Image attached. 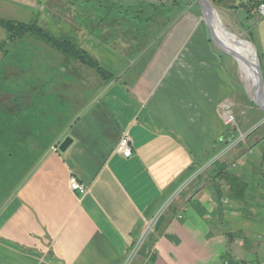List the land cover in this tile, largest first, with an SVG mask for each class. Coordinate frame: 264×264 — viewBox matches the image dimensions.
<instances>
[{
  "label": "crops",
  "instance_id": "1",
  "mask_svg": "<svg viewBox=\"0 0 264 264\" xmlns=\"http://www.w3.org/2000/svg\"><path fill=\"white\" fill-rule=\"evenodd\" d=\"M85 1L125 6L130 12L112 13L127 20L115 18L117 28L141 20L144 29L151 23L158 27L149 36L134 34L126 40L131 50L133 38V46L139 47L129 68L115 71L106 83L94 77L93 84L85 85L91 99L82 100L85 106L66 128L65 138L73 139L70 148L54 151L63 140L56 145L53 141L27 163L28 173L0 204V264H242L237 256L245 219H215L216 212L225 213V198L217 187L220 179L206 176L214 153L220 152L216 146H222L227 135L218 107L228 104L232 88L238 86L227 65L232 54L213 36L199 0ZM256 1L227 3L229 15L234 4L255 15L248 26L249 42L261 55L259 75L261 71L264 82V19L253 9ZM62 2L69 11L61 23L76 28L85 23L103 31V22L81 19L72 1ZM207 2L215 22L216 7ZM238 22L224 21L226 26L219 27L245 33L243 22ZM4 33L0 64L6 57ZM92 37L97 39L91 31L87 40ZM38 72L30 74L36 79ZM50 79L31 83V93L19 91L30 98V107L43 110L38 114L27 115L23 106L28 104L20 96L0 99V162L8 170L0 173V185L23 165L22 153L31 152L36 123L29 121L56 125ZM60 80V88L65 87ZM45 97L48 110L40 107ZM123 135L132 141L131 158L115 153ZM72 177L86 187L85 194L72 190ZM160 211L165 215L141 244L146 223ZM228 233L238 235L231 247L234 255H227Z\"/></svg>",
  "mask_w": 264,
  "mask_h": 264
},
{
  "label": "rangeland",
  "instance_id": "2",
  "mask_svg": "<svg viewBox=\"0 0 264 264\" xmlns=\"http://www.w3.org/2000/svg\"><path fill=\"white\" fill-rule=\"evenodd\" d=\"M70 1L75 4L77 15L81 19L88 20L91 18L103 22V31H95L93 27L85 23L79 26L80 28L61 23L69 11V9L66 11L62 8V0H0V23L2 22L10 30L11 36L15 35L14 39H10V35L6 33L7 38L2 41L3 44L1 43L6 57L1 60L0 64V99L6 102L11 98V95L12 98L20 96L28 104L23 106L27 115L43 112L37 106L30 107L28 103L30 98L26 99L24 94L19 91L31 93V83L36 81L38 84L47 82L48 77H52L49 81L54 84V99L56 98V108L52 112L54 115L51 116L56 118L54 128L47 127L45 124L40 126L39 122L29 121L32 124L36 123V132L32 140L29 141L31 152H23V165H20L15 172L13 170L12 173L9 172L7 176H4L0 185V204L28 173L27 163H33L53 141L56 145L65 139L67 126L72 124L73 118L85 106L84 103H81L82 100L86 99L85 101L89 102L91 99V90L85 85L87 83L93 84L94 77L101 78L99 72L96 71L98 67L95 68V65H91L92 60L112 74L126 67L129 68L132 59L134 61L137 58L139 47L133 46L136 44L134 38L129 39V44L133 47L131 50L126 45V40L130 35L134 37V34L137 36L143 34L142 37L149 36L155 33V29L158 27V25L151 23L144 29V22L142 24L141 20L139 22L134 21L133 23H137H132L131 26L118 25L117 28L115 18L127 21L122 16L117 15V13L124 15L129 11L127 8L125 9V6L114 5L111 8L110 4L101 2L95 4L94 1ZM229 3L216 8L218 13L214 18L216 25L223 28L226 26L224 21L239 25L240 19L243 22L242 31L246 30V32L235 35L243 39L248 48L254 50L250 45L249 31L251 28L248 26L252 25V19H255L252 17L255 15L246 12L244 9L239 11L235 4L231 8L234 10L230 11L231 14L229 15ZM262 4H264V0H260V6L256 13L264 19L259 10ZM146 6L148 5H144V9ZM72 10L71 12H73ZM114 12H117L115 13L116 16L112 14ZM7 21L10 23L6 25L5 22ZM3 25L0 26L5 30ZM2 28L0 27V40L4 38L6 31H3ZM91 31L97 35L96 40L95 37H92V40H87V34ZM19 36H23L22 39H18ZM84 54L87 56L89 54L92 58L88 65L85 63ZM233 57V55L232 58L230 57L227 65L230 67L232 82L238 86L232 88L230 98L226 100L228 104L223 106L220 103L218 107V112L220 115L222 114L221 117L224 120V130L227 135L224 143L221 142L222 146L221 144L216 146L215 150L220 152L214 153L213 162H209L212 167L209 166L206 169L208 171L206 176H216L217 179H220L217 187L223 192L225 198V219L229 218L231 221L234 215L245 216L243 222L245 231L240 234L242 237H239L241 244L237 256L240 258L238 262L243 261L242 264H264V108L255 100L251 79L241 70L239 63ZM258 57V60L260 59L262 62L260 54ZM53 68L57 73H54ZM31 71H39L36 79L30 74ZM260 75L258 72V78L264 89V82ZM60 79L64 80L65 87L60 88ZM21 86L24 89H21ZM3 92L9 93L2 95ZM40 92L43 93L42 90ZM61 94L66 97L65 102H62ZM230 105L232 107L228 109L227 107ZM41 107L48 110L46 97L45 105H41ZM8 111H13V109ZM226 114L232 118L230 123H226ZM4 115L1 114L2 117H5ZM60 116L62 119L57 120ZM9 164L12 165L13 163ZM2 171L8 172L4 162H0V173ZM244 191L246 196L239 198L238 195H243ZM165 211H163L162 216L165 215ZM224 217L222 214L215 213L217 221H225ZM149 232L148 230L144 235L141 244L146 242L144 240L150 236L148 235ZM233 241L232 238L231 243ZM232 257L237 260L236 257ZM127 264H129V260Z\"/></svg>",
  "mask_w": 264,
  "mask_h": 264
},
{
  "label": "bare ground",
  "instance_id": "3",
  "mask_svg": "<svg viewBox=\"0 0 264 264\" xmlns=\"http://www.w3.org/2000/svg\"><path fill=\"white\" fill-rule=\"evenodd\" d=\"M213 24L219 28V26L216 25L215 22ZM214 35H215L217 41H219L222 45H224V48H227L229 51H234L237 54L236 58H237V62L240 65L241 70L245 74H247L248 77L251 79L252 88H253L254 93H255V95H254L255 100H256V102H258L264 108V104H263L262 100L260 98H258V96L256 95V90H255V87H254V84L256 82L255 77L257 76V78H258V73L255 75L254 67H253L254 64L256 63V57L254 58L251 55H248L249 52H252V51H249V50H252V49L247 47V45L245 44L243 39L238 38L242 42V44H240L238 42V39L236 38V36H225L224 34L220 33L217 30H214ZM254 53L256 54L255 51H254ZM257 55L258 54H256V56ZM257 60H258V58H257ZM262 93L264 94L263 86H262Z\"/></svg>",
  "mask_w": 264,
  "mask_h": 264
},
{
  "label": "built area",
  "instance_id": "4",
  "mask_svg": "<svg viewBox=\"0 0 264 264\" xmlns=\"http://www.w3.org/2000/svg\"><path fill=\"white\" fill-rule=\"evenodd\" d=\"M260 13L262 15V17H264V4L261 5L260 7ZM226 123H230L232 118H230L227 114H226ZM57 147V148H56ZM55 148H53L54 151L59 152V146H56ZM115 153L122 155L125 158H131L133 156V146H132V141L130 139V137L128 135H123L121 137V139L119 140L116 148H115ZM70 186L72 188L73 191H79L82 194L86 193V187L83 186L81 183L78 182V180L74 177L71 178L70 180ZM163 211H160V213L157 214L156 217H154L153 219L149 220L146 223V229L145 232L143 233L142 238L144 237V235H146V233L148 232V230L150 231L148 235L154 233V231L156 230V226L158 224V221L160 220L161 216H162ZM147 235V236H148ZM140 240V243L142 242ZM146 240H144L145 242ZM144 244V243H143Z\"/></svg>",
  "mask_w": 264,
  "mask_h": 264
},
{
  "label": "water",
  "instance_id": "5",
  "mask_svg": "<svg viewBox=\"0 0 264 264\" xmlns=\"http://www.w3.org/2000/svg\"><path fill=\"white\" fill-rule=\"evenodd\" d=\"M199 2H200V5H201V8H202V11L204 13L205 19L208 22V25H209V27L211 29V32H212L213 36H215L214 35V30L219 31L220 33L224 34L225 36H236L235 34L230 33L229 31H225V30H223L220 27L218 28L217 26H215L213 24V20H212L210 14H209L210 13V7H209V4H208L207 0H199ZM236 38L238 39L237 36H236ZM238 42L240 44H242V42H241L240 39H238ZM249 51H252V52H249L248 55H251L254 58L256 57V63L253 66L254 67V73L256 75L259 72V69H260V63H259V60H257L258 56H256V54L254 53V50H249ZM229 52L236 58V55L237 54L234 51H229ZM255 80H256V82L254 84V87H255V90H256V95L258 96V98H260L262 100V102L264 104V94L262 93V85L260 83V80L257 78V76L255 77ZM72 144H73V139L71 137H67V138H65L63 140V142L61 143L59 149H60L61 152L64 153V152H66L70 148V146Z\"/></svg>",
  "mask_w": 264,
  "mask_h": 264
},
{
  "label": "trees",
  "instance_id": "6",
  "mask_svg": "<svg viewBox=\"0 0 264 264\" xmlns=\"http://www.w3.org/2000/svg\"><path fill=\"white\" fill-rule=\"evenodd\" d=\"M213 4H214V6L216 7V8H219L221 5H223V4H226L227 3V1H231V3H234V2H236V0H210ZM260 6V1L259 2H255V4H254V6H253V9H256V8H258ZM248 13H250L249 11H248ZM10 22H5V24L7 25V24H9ZM0 25H3L2 24V22L0 23ZM3 27H5L4 25H3ZM5 30H6V32L9 34L10 33V30L9 29H7L6 27H5ZM10 35V34H9ZM14 37H15V35H10L9 36V38L10 39H14ZM22 37L23 36H19L18 37V39L19 38H21L22 39ZM84 57H85V63L88 65V63H91L90 61L92 60V58L90 57V55L88 54V56L87 55H85L84 54ZM92 66H94L95 68H97V71L99 72V74L101 75V79H102V81L104 82V83H106V82H108V81H110V79L111 78H113L114 79V76H113V74L112 73H110L108 70H104L100 65H98V63L96 62V61H94V60H92V64H91ZM41 107V106H40ZM56 108V107H55ZM41 122V121H40ZM56 122V121H55ZM42 123H45V122H42ZM238 194H239V190H240V185L238 186ZM220 190V189H219ZM237 194V195H238ZM243 195H238V197L239 198H244L245 196H246V193H245V191L242 193ZM224 214H222V216H223ZM242 218L243 219H245V216H242ZM244 230V229H243ZM227 235V237H228V241L230 242V249L228 250V253H227V255H231L232 253H234V250L233 249H231V247H232V244L234 245V242L237 240V236H236V234H234V233H228V234H226ZM235 237V238H234ZM234 239V241L231 243V239ZM232 255H234V254H232ZM241 263H244L243 261H241Z\"/></svg>",
  "mask_w": 264,
  "mask_h": 264
}]
</instances>
